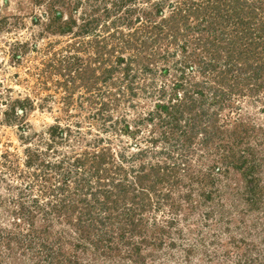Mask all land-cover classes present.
<instances>
[{"label": "rangeland", "instance_id": "rangeland-1", "mask_svg": "<svg viewBox=\"0 0 264 264\" xmlns=\"http://www.w3.org/2000/svg\"><path fill=\"white\" fill-rule=\"evenodd\" d=\"M0 51V264H264V0H0Z\"/></svg>", "mask_w": 264, "mask_h": 264}, {"label": "trees", "instance_id": "trees-1", "mask_svg": "<svg viewBox=\"0 0 264 264\" xmlns=\"http://www.w3.org/2000/svg\"><path fill=\"white\" fill-rule=\"evenodd\" d=\"M241 161V165H244V163H245V165L247 164L246 162L248 161V158H247V155L245 156L244 154H241V156H240V158H239ZM260 177H261V175H260ZM256 178V177H255ZM254 177H252V179H250L248 182L250 183L249 184V188L253 191V192H256V189L258 188V186H259V178L257 177L256 179H255ZM253 201H255V202H257V200L255 199V200H253ZM80 224V223H79ZM78 224V225H79Z\"/></svg>", "mask_w": 264, "mask_h": 264}, {"label": "built area", "instance_id": "built-area-1", "mask_svg": "<svg viewBox=\"0 0 264 264\" xmlns=\"http://www.w3.org/2000/svg\"><path fill=\"white\" fill-rule=\"evenodd\" d=\"M2 54H3V51H0V56H2ZM12 57L14 58V55H12ZM18 57V56H17ZM9 58H11V57H9V56H7L6 58H1L0 57V64L2 65L3 63H4V60L6 59V60H8ZM5 60V61H6ZM6 63V62H5ZM3 112H5V111H2V112H0V120L1 121H4V118L2 117V115H1V113H3ZM20 112H22V110L20 109Z\"/></svg>", "mask_w": 264, "mask_h": 264}]
</instances>
